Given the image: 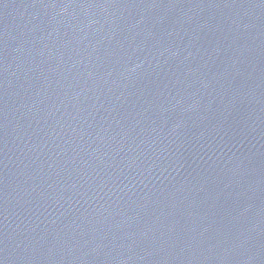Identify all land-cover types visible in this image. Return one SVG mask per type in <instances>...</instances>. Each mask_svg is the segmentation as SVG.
<instances>
[{
    "label": "water",
    "instance_id": "95a60500",
    "mask_svg": "<svg viewBox=\"0 0 264 264\" xmlns=\"http://www.w3.org/2000/svg\"><path fill=\"white\" fill-rule=\"evenodd\" d=\"M0 264H264V0H0Z\"/></svg>",
    "mask_w": 264,
    "mask_h": 264
}]
</instances>
